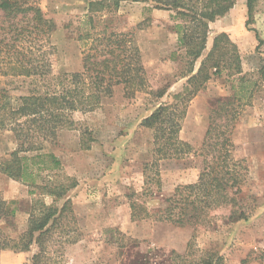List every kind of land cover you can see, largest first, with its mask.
Masks as SVG:
<instances>
[{"label": "rangeland", "instance_id": "rangeland-1", "mask_svg": "<svg viewBox=\"0 0 264 264\" xmlns=\"http://www.w3.org/2000/svg\"><path fill=\"white\" fill-rule=\"evenodd\" d=\"M90 1L39 0L43 12L56 24L49 40L54 46L52 57L57 72L81 69L77 24ZM233 1L224 15L209 23L202 56L220 32L228 34L240 53L243 85L252 89V96L231 120L228 132L235 158L246 167L240 194L248 202H255L254 212L245 220L231 222L225 218L229 206H220L210 213V221L197 226H177L156 219L164 199L176 186L197 180L201 157L190 153L161 160L159 181L145 183L146 174L152 173L150 168L144 173V163L151 161L152 131L139 123L160 101L171 100L172 94L181 90L187 73L180 57L182 51L176 47L169 11L152 8L145 1L123 2L117 11L102 16H111L119 28L133 32L141 58L147 63V88L126 97L122 85H115L101 106L81 119V129H64L56 142L45 145V151L53 152L61 162L58 170L49 173L50 179L56 183L76 182L57 202L70 199L79 236L75 242L62 243L64 264H179L182 259L176 255L190 250L187 261L208 251L222 255L228 264H240L250 251L258 253L264 247V79L258 74L264 66V0L253 1L250 17L246 0ZM239 76L228 75L226 70L212 76L188 102L179 137L194 150L203 142L210 113L218 111L217 100L233 96L240 85ZM254 80L256 85L252 87ZM17 84L0 77V86L17 87L10 90L11 94L25 90ZM162 89L166 92L158 99L156 94ZM231 100L232 105L239 102L236 96ZM217 122H225L222 112H217ZM84 127L94 138L88 149L80 147ZM13 148L11 134L0 132V157ZM31 189L0 171V195L17 208L11 224L0 221L11 235L26 228L32 199L39 192L34 190L36 194H32ZM30 253L4 250L0 264H24ZM245 264L264 263L251 260Z\"/></svg>", "mask_w": 264, "mask_h": 264}, {"label": "trees", "instance_id": "trees-1", "mask_svg": "<svg viewBox=\"0 0 264 264\" xmlns=\"http://www.w3.org/2000/svg\"><path fill=\"white\" fill-rule=\"evenodd\" d=\"M129 1H145L152 8L169 11L174 20L176 47L182 51L180 57L187 73L181 90L172 94L171 100L160 101L139 123L152 131L151 161L144 163V173L147 168L152 173L146 174L144 181H159L161 160L190 153L201 157L197 180L176 186L164 199L156 219L177 226H197L210 221V213L220 206H229L225 218L231 222L245 220L254 212L255 202H248L240 194L246 167L235 158L228 132L231 120L240 114L242 106L250 103L252 89L243 85L240 53L227 33L216 34L211 48L202 56L209 23L224 15L234 5L233 0L90 1L77 24L82 65L73 72L55 69L49 35L56 24L43 12L39 0H0V77L25 88L23 93L14 95L10 90L16 86H0V132L10 133L14 142V148L0 157V171L32 187L30 193L39 191L32 199L22 232L11 235L0 224V254L4 250L31 252L24 264H64L62 243L78 239L70 199L57 203L76 182L56 183L50 179L49 173L58 170L61 162L53 152L45 151V145L56 142L64 129H81V119L98 109L115 85H122L126 97L147 88V63L141 58L133 32L119 28L111 16H102ZM253 1L246 0L248 17L252 15ZM225 70L228 75H240V85L232 97L217 100L218 111L210 113L203 142L194 150L179 137L188 102L212 76ZM258 74L264 79V66ZM165 92L159 90L156 97L162 98ZM234 96L239 100L236 105H232ZM217 112L223 113V124L217 122ZM82 134L85 137L81 138L80 147L88 149L94 138L86 127ZM45 197L51 200L47 202ZM130 207L134 208L131 202ZM16 213L14 202L0 195V221L9 225ZM189 254L191 250L177 254L182 259L179 264H228L222 255L208 251L187 261ZM251 260L264 263V247L258 253L250 251L239 263Z\"/></svg>", "mask_w": 264, "mask_h": 264}]
</instances>
